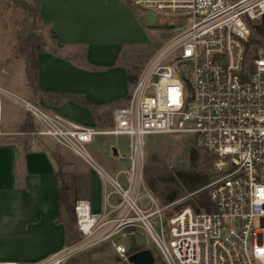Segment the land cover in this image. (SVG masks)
Returning a JSON list of instances; mask_svg holds the SVG:
<instances>
[{
    "label": "built area",
    "instance_id": "built-area-1",
    "mask_svg": "<svg viewBox=\"0 0 264 264\" xmlns=\"http://www.w3.org/2000/svg\"><path fill=\"white\" fill-rule=\"evenodd\" d=\"M128 2L143 15L153 13L174 34L144 62L125 105L112 110L109 127L80 125L0 86L33 117L37 135L84 158L110 185L101 213H93L86 199L74 201L80 244L34 264H63L100 227V240L145 230L163 264H264V202L254 203L253 196L264 187V39L258 49L252 41L253 23L264 19V0ZM166 133L195 135L210 156L212 177L199 189L206 191L209 210L196 211L184 199L163 204L146 187V137ZM98 134L129 137L128 167L114 176L85 150ZM114 248L126 259L127 249Z\"/></svg>",
    "mask_w": 264,
    "mask_h": 264
},
{
    "label": "crops",
    "instance_id": "crops-1",
    "mask_svg": "<svg viewBox=\"0 0 264 264\" xmlns=\"http://www.w3.org/2000/svg\"><path fill=\"white\" fill-rule=\"evenodd\" d=\"M37 1L42 23L53 29L62 46L56 53L50 49L37 53L36 90L28 86L25 69L23 78L19 71V85L17 69L14 76L0 75V83L8 91L30 95L51 114L87 127H109L112 110L125 105L128 94L126 67L120 58L126 47L142 38L144 15H136L127 0ZM50 92L88 100L96 106L95 115L75 99L58 100ZM5 98L0 97V111ZM28 115L27 129L22 113L0 123V262L40 263L66 246L64 225L57 220L58 170L74 201L88 200L95 214L105 208V187L98 173L77 169L64 158L60 147H65L52 138L49 142L44 139L48 136L38 135L40 140L28 136L38 129ZM111 158L114 165L121 156L111 154ZM108 200L116 202L114 196Z\"/></svg>",
    "mask_w": 264,
    "mask_h": 264
},
{
    "label": "rangeland",
    "instance_id": "rangeland-1",
    "mask_svg": "<svg viewBox=\"0 0 264 264\" xmlns=\"http://www.w3.org/2000/svg\"><path fill=\"white\" fill-rule=\"evenodd\" d=\"M129 4L134 6L131 3ZM33 7L34 3L32 0H0V75L4 76L5 74H10L14 76L16 72L15 69H17L18 85L20 84L19 71L21 72L22 78L24 76V61L22 60V57L18 56L17 54L18 35L20 33L23 36L26 34L35 35L38 42L43 44L44 49H50L54 44L50 38L49 29H47L44 24H41L37 20L33 21V12L31 10ZM136 11L137 13L134 12L136 15L139 14L141 17H143L141 9L136 7ZM257 24L258 22L253 23V27ZM173 34L174 32L172 28H170L164 22H155L154 25H148L144 23L142 26V36H140L139 39L141 37L142 38L140 41L131 43L133 44L132 47H130L131 45L126 47L127 50L122 53L120 62L125 64L128 63L129 59L133 57L134 50L136 49L146 53L148 52L150 53V56L157 47H159ZM132 62L135 61L132 60ZM144 62L140 63L141 66L144 64ZM7 65L10 67L8 73L4 71ZM0 86L4 88L2 83H0ZM10 91L20 97H23L22 92L18 89H11ZM0 97H7L5 98L6 105H4L2 111H0V123H5V121L10 119L15 120L18 118V115L22 113V116L25 119L24 129H27L30 117L26 112V109L18 102L4 94L0 93ZM23 98H27L30 101L36 103L31 99L30 95L24 94ZM14 124L15 122L12 124L13 128L17 129ZM27 135L40 140L39 136L36 135L35 132L28 133ZM20 136H23V134ZM44 139L46 141L52 142L49 137H44ZM194 141H196L197 145H199L195 135L188 133L149 135L146 137V144L144 147V164L146 163L148 155L152 152H155L167 165L187 167L189 165L188 151L190 146L194 145ZM128 143L129 137L127 135H96L94 136L93 141L85 143L84 147L85 150L91 155L93 160L101 168L106 170L110 175L114 176L116 169L128 167L129 162L126 157L129 151ZM111 147H115L118 155L121 156V159L117 160V162L115 161L114 165H112L113 159L111 158ZM60 149L65 152L64 158L69 160L77 169L86 171L93 169V167L81 156L65 148L60 147ZM201 161L202 157H200V163ZM119 179L122 183H124L123 176L120 175ZM104 187L109 189L110 185L106 183V186ZM153 195L160 202H162L154 193ZM190 197V194H186L176 201H181V199L187 201ZM152 224L155 229H158V225L155 221H152ZM101 229V227L95 228L93 234L90 236L92 238L91 243L85 246L86 248L75 252L63 264H129L126 259L121 258L116 253L114 244H121L125 249L128 250L131 238L136 245L149 249L153 256L161 259V256L155 248L154 242L151 240L150 236L145 230L141 228H135L131 233V236H122L117 234L115 236H111L108 239L100 240L98 237L100 238L99 233ZM82 239L83 234L77 242L81 241ZM77 242L67 243L65 247H70Z\"/></svg>",
    "mask_w": 264,
    "mask_h": 264
},
{
    "label": "trees",
    "instance_id": "trees-1",
    "mask_svg": "<svg viewBox=\"0 0 264 264\" xmlns=\"http://www.w3.org/2000/svg\"><path fill=\"white\" fill-rule=\"evenodd\" d=\"M34 7L32 10L33 21L37 20L41 24L42 21L39 16V3L37 0H32ZM129 3V2H128ZM133 11H136L135 6ZM255 34L257 38H253L252 41L256 44V49L262 46V40L264 39V19L254 26ZM50 38L53 41V46L50 50L54 53L58 52V48L62 46L57 38V35L53 29H49ZM17 54L24 60V69L27 79V84L33 90L37 89V53L43 51V44L39 43L35 35H21L17 37ZM150 53L143 52L139 49L134 50L133 57L129 59V62L125 64L126 67V79L128 94L132 89L138 72L141 69V64L149 56ZM134 58V59H133ZM135 61V62H132ZM50 96L61 98L68 97L73 98L81 104L90 108L95 115L96 106L88 100L81 98L75 94L63 93V92H50L47 93ZM128 94L126 98L128 97ZM202 154V155H201ZM200 157L202 161L200 163ZM189 165L182 167L178 165H167L157 153L152 152L148 155L146 163L143 167L144 180L147 188L154 193L163 204L171 203L179 199L186 194H192L191 197L185 201L184 205H190L194 210L198 211L199 208L204 206L209 210V202L205 190H199L205 186L212 177L210 170V156L204 152V150L197 145L194 141V145L190 146L188 151ZM58 216L57 220L64 225V232L66 237V244L77 242L82 233L78 230L76 225V216L74 213V200L67 192V186L64 181L63 173L58 170ZM199 190V191H198ZM197 191V192H196ZM180 206V205H179ZM178 205L176 208L179 207ZM131 236V235H129ZM143 249L141 246L136 245L132 238L130 246L127 250V254L133 253L137 250ZM154 257L153 264H163L160 258Z\"/></svg>",
    "mask_w": 264,
    "mask_h": 264
},
{
    "label": "water",
    "instance_id": "water-1",
    "mask_svg": "<svg viewBox=\"0 0 264 264\" xmlns=\"http://www.w3.org/2000/svg\"><path fill=\"white\" fill-rule=\"evenodd\" d=\"M144 19L148 25H154L156 21L155 15L151 12H145ZM112 154H117V151L114 147L112 148ZM126 260L129 264H153L154 257L149 249L143 248L128 254Z\"/></svg>",
    "mask_w": 264,
    "mask_h": 264
},
{
    "label": "clouds",
    "instance_id": "clouds-1",
    "mask_svg": "<svg viewBox=\"0 0 264 264\" xmlns=\"http://www.w3.org/2000/svg\"><path fill=\"white\" fill-rule=\"evenodd\" d=\"M253 196L255 197L254 203L258 204L260 202H264V187L256 188Z\"/></svg>",
    "mask_w": 264,
    "mask_h": 264
}]
</instances>
